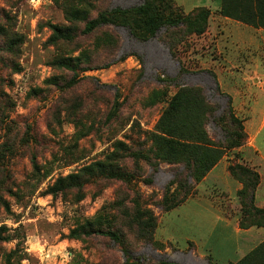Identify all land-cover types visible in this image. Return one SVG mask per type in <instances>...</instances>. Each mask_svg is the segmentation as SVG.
I'll use <instances>...</instances> for the list:
<instances>
[{"label": "rangeland", "instance_id": "1", "mask_svg": "<svg viewBox=\"0 0 264 264\" xmlns=\"http://www.w3.org/2000/svg\"><path fill=\"white\" fill-rule=\"evenodd\" d=\"M172 1L185 13L211 8L202 33L186 23L181 35L170 37L179 28L165 26L144 42L122 23L84 34L101 13L146 0H0V264H235L261 241L264 231L237 233L235 223L256 219L244 214L233 192L236 180L224 176L222 166L185 203L160 210L182 195L173 173L183 167L159 159L154 138L178 88L203 90L213 109L204 128L215 144H228L232 123L230 134H240L230 112L244 124L236 143H246L245 121L252 117L260 126L264 106V74L248 72L249 61L262 55L261 41L214 10L218 0ZM56 25L72 38L52 42ZM168 37L172 49L163 43ZM63 58H76L73 86L74 73L55 65ZM240 64L245 73L234 68ZM53 78L62 87L48 82ZM256 145L264 155V131ZM226 157L228 165L258 172L259 161L240 147ZM98 163L106 173L97 172ZM87 167L95 172L84 173ZM111 171L130 175V183L110 178ZM260 172L256 204L264 199V168ZM72 174L82 188L51 193ZM125 208L157 216L151 243L134 240ZM88 221L125 242L71 235ZM263 254L258 249L247 264H264Z\"/></svg>", "mask_w": 264, "mask_h": 264}, {"label": "trees", "instance_id": "2", "mask_svg": "<svg viewBox=\"0 0 264 264\" xmlns=\"http://www.w3.org/2000/svg\"><path fill=\"white\" fill-rule=\"evenodd\" d=\"M175 6L181 11L180 15L173 9ZM208 9L210 8L201 7L189 13H185L183 9L178 7L172 0H146L145 4L128 10L117 9L112 12L101 13L98 17L90 20L86 24L84 34H89L102 26L118 25L122 23L130 29L136 39L144 42L154 38L165 26L179 28L188 23L192 29L196 28V33H202L203 27L209 19ZM194 14H196L197 17L195 21H191V17ZM220 14L255 28L262 27L264 29V0H223ZM53 30L54 35L51 37V41L54 43L61 39L72 38L71 32L65 27L56 25L53 27ZM182 32H184V30L179 28L178 31L175 30V32H172L170 37L181 35ZM170 37L164 40L163 43L166 44L168 48L172 49L175 47V44L172 43ZM75 59L63 58L55 62V65L68 69L70 72L74 73L68 86H73L77 83L76 66L74 65ZM211 74L217 82L215 75L213 73ZM48 82L62 87L57 78L48 80ZM212 111L213 109L207 103L201 88L180 86L169 100L168 106L163 112L158 126L161 135H156L154 137L158 146L157 156L168 164L181 165L183 167L182 171H174L173 173L175 183L182 191V195L172 200L170 203L162 204L160 210L163 213L173 210L190 199L195 192V187L206 178L224 157L227 156L228 151L239 147L242 148L248 143V133L246 143H236L238 137L244 136V124L241 123L242 121L233 117L231 112L230 118L237 124L236 128L240 131L239 136L236 135L235 137L233 134H230L229 128L233 127L232 123L229 125L226 133V141H228V144H215L212 142L204 128ZM186 126H189L190 130L188 129L183 133L184 127ZM233 140H235V142H233ZM134 154L135 152L128 151V157L132 159H134ZM96 169L100 174L106 173L105 166L101 163L96 164ZM228 170L232 177L243 186L242 189L237 192V195L240 197L241 204L245 209L244 214L247 215L248 218L253 214V218L256 219L255 223H246L245 219L242 218L240 221V228L249 229L252 226L264 228V207L257 206L255 202V193L262 181L260 173L248 170L239 164H230ZM83 172L92 175L95 170L87 167ZM108 176L126 183H130L132 178L125 173L114 171H111ZM79 181L80 176L73 174L61 178L57 183L60 186L51 189V193L57 195L59 191L63 192L67 188H82L83 183ZM66 182L70 184H66ZM124 212L126 213L125 216L129 219L128 228L134 236V240H141L143 243H151L154 239V232L158 227L156 223L157 216L154 215L153 212L142 214L140 208H134L132 211L125 208ZM98 223H100V220H98ZM80 231L82 232L77 234V231L74 230L71 232V235L76 237L81 235H99L111 238L116 242H125V240H122L123 237L113 229L95 227L91 221L86 222V225ZM260 248H264V242L256 249L258 250ZM256 249L252 250L235 264H247L251 260V257L255 255Z\"/></svg>", "mask_w": 264, "mask_h": 264}, {"label": "crops", "instance_id": "3", "mask_svg": "<svg viewBox=\"0 0 264 264\" xmlns=\"http://www.w3.org/2000/svg\"><path fill=\"white\" fill-rule=\"evenodd\" d=\"M218 1H219V5H214V8H215L214 10H220L221 7H222L223 0H218ZM215 2H217V0ZM224 19L233 21L236 25H238L240 27L243 26V27L247 28L249 31L253 32L252 36H253L254 40L256 39V41H261L262 45L260 46V51H261L262 55L261 54L259 55V57H258L259 60L258 61H256V59H252V61H249V62L252 63V65H251L252 67H251V70H249L248 72L263 73L264 74V29L262 27L255 28V27H253L251 25H247V24H244L242 22H239V21L227 18V17H224ZM256 33L258 35L255 36ZM251 46L252 45L250 44V47ZM248 51H249V49H248ZM237 67L238 68H243L244 65L243 64L234 65L235 69H238ZM238 70L241 71V69H238ZM241 72H243V71H241ZM243 73H245V72H243ZM252 81H254V80H252ZM263 85H264V82H263ZM238 115L240 116L241 113L239 112ZM243 118H247V117H243ZM261 120H262V124L260 126H256V127H258V128H256L254 123H252L253 122L252 117H249L248 119H246L245 125H246V131H247L248 136H249V141L244 147L240 148V151L242 153L243 152L248 153L249 157H252V159L255 158L256 160L259 161V165H258L257 171L260 173L261 178L263 179V176H262V174L260 172V169L264 168V155H259V153H257V152H260L262 149H260L259 146L256 145V139L264 131V106H263V113L261 114ZM226 158L227 157H224V159H222V161H220V163L218 165H216V167H214V169H212V171L206 176L204 181H207L208 178L215 172V170L218 169L221 166L223 167L224 176H226L229 180L232 178V176L228 172L229 165L226 164V162H225ZM260 186H261V184L259 185V187ZM242 187H243L242 184L236 180L233 192L235 194H237V192L240 191L242 189ZM256 193H257V191H256ZM256 193H255V202H256ZM261 200H262V203H258L256 205L259 206V207H264V199L261 198ZM235 229H236L237 233L244 234V236L246 235V236H250V237L256 236V235L261 236L258 233H262V231H264V228H260V229H253V228L242 229L240 227H237L236 223H235ZM262 242H264V234H262V238H261V241L259 243H256L253 247H250L247 250L248 251L247 254L250 253L252 250L256 249L258 247V245L261 244Z\"/></svg>", "mask_w": 264, "mask_h": 264}]
</instances>
